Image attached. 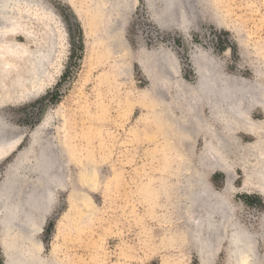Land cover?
<instances>
[{
  "label": "rangeland",
  "instance_id": "obj_1",
  "mask_svg": "<svg viewBox=\"0 0 264 264\" xmlns=\"http://www.w3.org/2000/svg\"><path fill=\"white\" fill-rule=\"evenodd\" d=\"M35 1L48 11L41 6L28 11L22 1L6 10L16 17L18 33L3 36L13 41L14 54L6 56L7 44L0 41V121L5 126L0 136L17 139L0 153V187L17 166L21 175H30L26 171L42 147L65 168L66 188L55 189L52 209L35 237L39 256L45 264H200L184 240L176 187L182 163L190 158L196 166L203 138L194 140L197 154L183 152L179 135L162 116L167 105L156 94V75L139 57L142 49L168 50L178 78L194 86L191 56L205 51L224 76L264 89V0H193L197 21L185 30L161 28L146 0H129L119 33L126 49L112 55L104 29L113 15L104 0ZM51 42L47 75L32 78L31 58ZM162 85L169 91L170 114L178 115L169 98L171 82ZM248 112L252 122H264L262 108ZM235 136L244 150L226 154L229 188L221 171L206 179L213 191L229 197L235 218L255 236L259 264H264V197L253 186L242 189L248 177L244 167L254 166L251 154L258 138L246 131ZM260 137L264 140V133ZM2 235L0 264H5L9 250ZM213 254L211 264H231L226 243Z\"/></svg>",
  "mask_w": 264,
  "mask_h": 264
},
{
  "label": "bare ground",
  "instance_id": "obj_2",
  "mask_svg": "<svg viewBox=\"0 0 264 264\" xmlns=\"http://www.w3.org/2000/svg\"><path fill=\"white\" fill-rule=\"evenodd\" d=\"M21 1L27 4L28 11L32 9L30 6H41L43 11H48L44 3L35 0H0V41L5 35L11 37L18 33V28L14 27L16 17L9 16L6 10L17 6ZM104 1L108 4L109 12L115 15L104 29L105 47L112 55L126 49L119 33L126 21L130 2ZM195 2L146 0L150 15L161 28L167 29L175 25L180 30L195 26L198 12L195 11ZM3 41L7 44L6 56L14 54L16 46L13 41H6L4 38ZM53 43L44 50H37L33 57L31 55L32 78H40L46 74V61L52 53V46L55 45ZM140 54V63L149 69L150 75H156V94L161 103L167 105L162 116L171 122L174 131L179 135L183 152L197 154L193 153L194 140L198 136L203 138L202 149L198 156H194L197 160L196 166L190 158L182 163L180 180L176 187V209L181 212L182 223L185 224L184 240L195 249L200 264H211L216 247L219 248L224 243L227 244V255L231 264H259L255 236L235 218L233 205L225 192L213 191L206 177L212 171H221L226 177V189L229 188L232 175L229 173L226 154L233 148L244 150L235 134L237 131H246L256 136L258 141L251 154L253 161L255 160L252 170H248L245 164L244 172L248 177L242 184V189L247 190L249 186H253L264 197V140L260 137L264 133V122L257 124L248 117V111L255 106L264 110V89L260 84L248 85L244 80L224 76L215 59L205 51L197 50L191 56L196 74L194 86L187 85L178 78L175 60L168 50L159 48L154 52H147L142 49ZM168 81L171 82L169 88H174L171 90L172 96H169L175 100L174 109L178 115L174 116L170 114L173 111L168 108V89L166 85H162ZM39 89H35L32 94L37 96ZM3 127L5 126L0 121V134ZM1 136L0 153H3L12 148L17 139L8 137L10 135L4 137L5 139ZM46 152L42 147L37 153L33 168L26 171L30 175H21L17 166L10 171L9 182L0 187V232L6 236L9 250L5 264H45L38 252L41 246L36 248L35 237L52 209L55 189L66 186L65 168L57 163L58 158L49 157L50 152ZM92 168L94 169L93 166ZM260 229V236L264 241V218Z\"/></svg>",
  "mask_w": 264,
  "mask_h": 264
},
{
  "label": "snow or ice",
  "instance_id": "obj_3",
  "mask_svg": "<svg viewBox=\"0 0 264 264\" xmlns=\"http://www.w3.org/2000/svg\"><path fill=\"white\" fill-rule=\"evenodd\" d=\"M213 179H215V177H213ZM221 179H222V177H221Z\"/></svg>",
  "mask_w": 264,
  "mask_h": 264
}]
</instances>
